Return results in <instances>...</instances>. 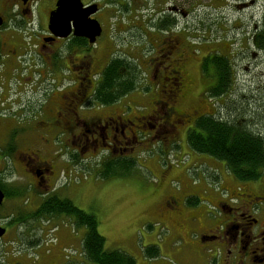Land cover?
Here are the masks:
<instances>
[{"label": "flooded vegetation", "instance_id": "1", "mask_svg": "<svg viewBox=\"0 0 264 264\" xmlns=\"http://www.w3.org/2000/svg\"><path fill=\"white\" fill-rule=\"evenodd\" d=\"M57 1L0 0V141L12 136L17 142L18 165L34 174V182L27 185L34 199L37 193L45 196L53 190L60 166L70 164L69 169L94 173L108 167L126 169L142 155L174 151L165 148L185 142L196 120L214 113L206 93L212 82L200 68L205 55L199 59L197 79L187 67L196 49L180 36L179 18L189 13L179 0L165 4L149 0L142 6V0H77L82 8L94 9L89 18L101 27L92 42L75 33L73 19L63 22L64 35L55 34L49 23ZM247 3L239 2L242 7ZM164 19L172 23L166 24L165 31ZM112 23L115 29L134 27L131 39L142 45L141 52L132 42L126 43L132 46L129 52H119L109 32ZM99 44H103V56ZM262 53L253 51L254 60ZM113 58L137 61L139 86L114 102L101 104L94 93ZM146 70L151 78L143 83ZM198 81L204 87L195 94ZM140 99H149V107ZM227 105L225 101L223 106ZM43 141L56 142L51 154ZM197 157L193 161L207 170L205 176L196 181L183 176L179 192L161 198L168 206L162 210L166 249H159L160 257L153 264H264V171L257 180L241 181L223 162ZM8 161L7 165L12 163ZM113 162L118 165L111 167ZM6 164L0 158V171H6ZM157 165L162 174L174 166L165 168L161 161ZM201 184L211 192L204 200L206 206L197 210L187 199L195 195L190 187Z\"/></svg>", "mask_w": 264, "mask_h": 264}, {"label": "rangeland", "instance_id": "2", "mask_svg": "<svg viewBox=\"0 0 264 264\" xmlns=\"http://www.w3.org/2000/svg\"><path fill=\"white\" fill-rule=\"evenodd\" d=\"M148 1L142 0L139 5L142 6ZM155 1L152 0L151 2L155 3ZM171 1L163 0L162 3L165 4ZM250 1L245 0V2H248L247 6L242 7L237 0H179L181 6L189 13L187 18L181 17L179 27L186 28L181 32L179 31L180 36L187 39L197 37L207 41L203 44L192 43L196 53L187 62V67L192 76L195 79L198 78L200 57L215 50L226 54L235 66L234 89L222 98L212 99L211 103H214V105L223 106L226 101L231 107L233 103H236L231 102V100L236 99V95L239 102L242 100L247 102L251 98L261 96L264 90V53L258 58L259 60H254L253 51L255 49L250 38L254 32L256 20L259 19L264 9V0H255L251 4ZM140 15L142 14H138L139 18ZM143 21L147 22V18H144ZM109 32H112L113 43L119 52H129L132 46L141 47L139 49L141 52L142 45L134 44L133 39H131L132 33L135 32L134 27L115 29V24L112 23ZM127 42H132V46L127 47ZM98 50L99 55L103 56V44H99ZM146 73L147 77L145 76L143 83L146 80L150 81L151 78L147 70ZM197 84L194 89L195 94L200 93L204 87V82L202 84L198 81ZM250 94L251 96H249ZM139 101L143 106L149 107V99H140ZM55 143L50 142L47 144L43 141L42 144L46 145L43 147L48 150V154H51L55 149ZM165 149H176L182 151V153L179 154L176 150L169 151L161 154V157L158 158L157 152L152 154V156H156L152 158L150 156L147 158V154H145L140 158L143 161H139L142 164H138L135 169L129 170L127 174L107 177L99 176L97 172L81 170L78 167H75L76 169L71 173L72 169H69L70 164H68L62 168L61 176L56 183V185H60L59 194L69 197L75 205L93 212L98 217V231L105 237V248L107 250L118 249L123 253L130 254L136 264H153V261L151 262L144 256L143 251L146 245L157 244L160 249H166L167 225L164 218L161 215L151 216L145 212L147 207L153 203L151 199L154 198L156 190L164 187L170 179L173 180L169 182L171 187L178 188V184L174 181H181L184 173L192 172L196 177L205 176L204 173H207L203 166L194 168L186 158L181 159L183 153L188 152L183 139L179 141L177 147ZM162 160L166 166L169 164L175 165L179 161L180 164L175 165L176 167L172 166L171 169H166L167 173L162 174L157 165V162ZM7 161L8 159H4L3 163L5 164ZM10 164L11 166L2 172L1 177L9 186L21 189L24 194L25 191L29 190L27 187L28 182H34V174L30 171L25 172L18 165V156L13 157ZM186 168H189L190 171ZM193 180L196 181L197 178H193ZM31 186L30 190L32 189ZM31 195L32 193H28V195L25 193L19 199L5 198L0 212H10V215L17 216V210L27 211V209L36 208L38 202L36 200L32 201ZM204 200L207 201V198H204ZM163 202L164 200L161 199L162 210H167L168 206ZM11 218L13 217L8 216V219ZM51 218L52 216H42L41 219L32 220L31 223H14L12 225L5 224L6 218H0V224L7 227L5 234L0 237V264H6V261L10 260L12 263L15 258H17L16 260L23 259L25 262L22 264H27L26 262L30 261L31 258L32 260L37 259V250H35L37 247L30 246L28 240L41 239V246L38 249H43L40 247L47 246V242L52 240L54 228L63 225L66 221V218L63 217L60 219ZM75 230L72 231V240L68 245L63 243L60 246L58 244L48 249L49 253L45 249V254L41 256L42 259L37 264H64L66 261L64 257L67 255L73 257L81 249V238L84 232L82 228H76Z\"/></svg>", "mask_w": 264, "mask_h": 264}, {"label": "trees", "instance_id": "3", "mask_svg": "<svg viewBox=\"0 0 264 264\" xmlns=\"http://www.w3.org/2000/svg\"><path fill=\"white\" fill-rule=\"evenodd\" d=\"M154 21L156 23L157 19ZM168 22L169 20H163L164 31ZM178 25L180 26V24ZM149 28H152V26H149ZM185 28H179V31L181 32ZM250 38L254 49L264 52V10L257 19V25ZM189 40L197 44L207 42L197 37H192ZM123 68L125 69L122 70ZM200 68L212 82V86L206 91L207 97L219 99L228 95L234 89L236 69L226 54L218 50L207 52L202 59ZM139 72L140 68L134 58L111 59L103 70L94 98L98 103L108 104L128 95L139 86ZM238 99L236 95V99L231 100V102H236L231 107L229 104L227 106L213 105V114H204L196 120L195 128L188 129L186 132L185 143L188 152L183 153L181 159L186 158L194 168H197L200 167L199 164L193 161L197 156L194 157L193 155L194 158H192L190 155L201 154L200 157H197L200 161H203L204 158L202 157L206 155L223 162L226 170L238 180H257L264 171V90L261 96L246 100L247 102H244V100L239 102ZM236 104H238L237 107ZM3 141L0 142V158L13 161V157L16 156L17 142L12 136ZM175 146L177 147V145ZM159 156L161 157V154H158L157 158ZM146 157L149 158L148 154ZM139 161L143 160L140 159ZM139 161H132L126 169L112 170L108 167L103 173L97 174L105 177L125 175L129 170L135 169L138 164H142ZM161 163H164V161L162 160ZM178 163L180 164V161L176 162V164ZM116 165L118 163L113 162L110 166ZM9 167L10 165L6 164V170ZM186 169L190 171L189 168ZM4 171L5 169L0 171V188L4 192V199H19L25 193L28 195L29 191H25L23 194L21 189L9 186L1 177ZM187 200L191 205L199 202L196 196H189ZM32 201L35 200L32 199ZM37 205L36 208L27 209V211L17 210V216L10 215V212H0V218H6L5 224L12 225L14 223H31L32 220L37 221L42 216H52L56 219L63 217L68 220L74 229H84L81 238L82 255L79 258H71L68 260V264H136L134 258L128 253H123L118 249L107 250L105 248V237L98 231V217L93 212L75 205L69 197L53 191L47 193L42 200H39ZM2 207L3 203L0 205V210H2ZM2 214L6 215L3 216ZM8 216L13 218L8 219ZM40 241L41 239L33 238L28 240V244L39 248L41 246ZM158 252L159 246L157 244H148L143 251L144 256L148 259L156 257ZM16 259H13L12 263L11 260L6 261V264H17ZM30 263H32V260Z\"/></svg>", "mask_w": 264, "mask_h": 264}, {"label": "water", "instance_id": "4", "mask_svg": "<svg viewBox=\"0 0 264 264\" xmlns=\"http://www.w3.org/2000/svg\"><path fill=\"white\" fill-rule=\"evenodd\" d=\"M81 3L77 0L69 2V0H58L56 10L50 16V28L57 35H64L65 30H62L63 22H68L70 19L77 21L75 33L85 35L94 41V38L101 32V27L95 19L89 18V15L94 12L92 8H82ZM66 10V11H65ZM68 17V19H65ZM4 199V192L0 188V204ZM5 233V227L0 225V237Z\"/></svg>", "mask_w": 264, "mask_h": 264}, {"label": "crops", "instance_id": "5", "mask_svg": "<svg viewBox=\"0 0 264 264\" xmlns=\"http://www.w3.org/2000/svg\"><path fill=\"white\" fill-rule=\"evenodd\" d=\"M184 177L191 178L189 173H188V175L186 173H184ZM169 189H170V191H169ZM156 191L157 192L155 193L154 198L151 199V202H153V203L147 207L145 212L151 216L161 215V217H163L162 216V206L160 204L161 198L163 199L164 196L167 194L179 192V189L172 188L170 183L168 182V183H166V186H164V187L160 188V190H156ZM189 192L194 193L195 196L198 198L199 202L194 203V205H196L195 207L197 210L200 209L201 206H203V205L206 206L204 198H206L207 195L211 192L207 185L201 184V185H197V186H191ZM216 192H220V191L216 190ZM72 231H73L72 228L66 223H63V225H61V226H57L56 230L54 231L53 241L49 242V244L47 246L40 247L43 249L37 248V255H38L37 260H36L37 262H35L33 264H37L42 259L41 256L43 254H45V249H51V248L57 246L58 244H60V246H61L63 243L65 245H68V243H70L72 240Z\"/></svg>", "mask_w": 264, "mask_h": 264}]
</instances>
